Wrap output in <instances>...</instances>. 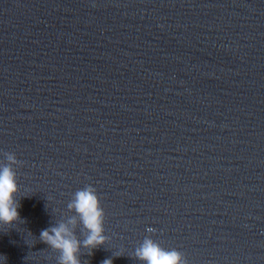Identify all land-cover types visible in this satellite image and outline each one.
<instances>
[{"label": "water", "instance_id": "obj_1", "mask_svg": "<svg viewBox=\"0 0 264 264\" xmlns=\"http://www.w3.org/2000/svg\"><path fill=\"white\" fill-rule=\"evenodd\" d=\"M5 154L4 264H57L39 233L85 185L107 241L81 264H142L146 236L186 264H264V0H0Z\"/></svg>", "mask_w": 264, "mask_h": 264}, {"label": "clouds", "instance_id": "obj_2", "mask_svg": "<svg viewBox=\"0 0 264 264\" xmlns=\"http://www.w3.org/2000/svg\"><path fill=\"white\" fill-rule=\"evenodd\" d=\"M5 160L6 163H0V232L18 221L21 222L16 172L12 167L18 162L12 154H5ZM66 209L72 215L42 229L39 239L58 254L57 264H81L79 256L82 249L91 255L92 249L104 245L107 241L104 233V210L100 206L95 188L91 185L76 190L67 202ZM77 222L81 227L83 239H78L75 234ZM147 231L151 232L152 229ZM26 235L31 237L30 232ZM113 255L119 256L121 253L116 252ZM134 255L142 264H186L180 252L165 249L147 236L135 248ZM0 264H4L2 256ZM102 264H112V260L106 258Z\"/></svg>", "mask_w": 264, "mask_h": 264}]
</instances>
